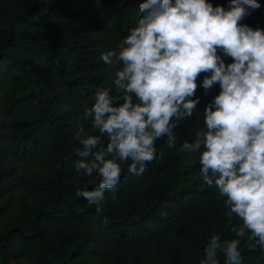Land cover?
Masks as SVG:
<instances>
[{"label":"trees","instance_id":"obj_1","mask_svg":"<svg viewBox=\"0 0 264 264\" xmlns=\"http://www.w3.org/2000/svg\"><path fill=\"white\" fill-rule=\"evenodd\" d=\"M141 2L0 0V264H200L212 235L237 238L231 227L242 221L229 219L226 197L203 180L200 153L179 152L205 129L219 84L198 87L200 103L178 122L175 146L158 140L157 159L142 175L128 171L131 160L120 161L117 199L106 191L101 212L76 195L101 180L75 171L78 126L99 134L84 111L99 89L122 96L113 83L122 65L105 64L101 54L119 51ZM209 2L227 8L230 0ZM258 2L241 23L264 29ZM28 162L33 172L17 170ZM240 247L242 264H264V251L249 250L244 239Z\"/></svg>","mask_w":264,"mask_h":264},{"label":"clouds","instance_id":"obj_2","mask_svg":"<svg viewBox=\"0 0 264 264\" xmlns=\"http://www.w3.org/2000/svg\"><path fill=\"white\" fill-rule=\"evenodd\" d=\"M260 7L258 0H230L227 8L209 0H142L119 51L101 54L105 64L122 65L113 81L122 96L114 98L111 87L97 90L82 119L91 118L99 134L81 124L74 137L81 145L75 171L101 177L98 187L76 195L99 213L106 191L117 199L120 161L131 160L128 171L142 175L157 159L158 140L175 146L178 122L200 103L198 87L207 92L219 84L203 114L205 129L179 152L200 153L203 180L226 197L229 219L234 214L242 223L231 227L237 238L212 235L200 264H220L221 253L224 264H242L241 239L249 250L264 251V29L241 23Z\"/></svg>","mask_w":264,"mask_h":264},{"label":"rangeland","instance_id":"obj_3","mask_svg":"<svg viewBox=\"0 0 264 264\" xmlns=\"http://www.w3.org/2000/svg\"><path fill=\"white\" fill-rule=\"evenodd\" d=\"M34 165H35L34 163L28 162L26 164H23V166H18L17 170L26 171V172H33ZM23 167L25 169H23Z\"/></svg>","mask_w":264,"mask_h":264}]
</instances>
